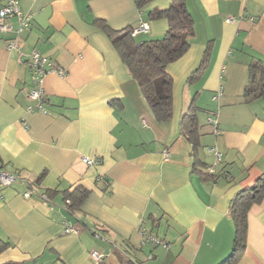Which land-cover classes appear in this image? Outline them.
Returning a JSON list of instances; mask_svg holds the SVG:
<instances>
[{
  "label": "crops",
  "instance_id": "0c3cea01",
  "mask_svg": "<svg viewBox=\"0 0 264 264\" xmlns=\"http://www.w3.org/2000/svg\"><path fill=\"white\" fill-rule=\"evenodd\" d=\"M17 1L31 18L17 34L11 16L12 29L0 32V160L29 180L42 176L29 196L21 181L0 189V264H219L232 247L231 200L264 178V93L245 95L249 64L264 61V0H184L193 34L166 66L172 114L164 121L95 20L121 29L142 19L148 30L134 39L159 38L167 21L149 11L170 0L141 8L135 0ZM15 36L21 46L8 49ZM33 49L54 67L40 109H29L36 100L27 96ZM190 103L198 107L195 151L179 129ZM215 110L217 133L206 122ZM213 146L221 157L207 177ZM78 185L88 194L69 209L60 190ZM46 189L57 190L51 200ZM146 233L168 246L144 241ZM233 264H264V194L247 212Z\"/></svg>",
  "mask_w": 264,
  "mask_h": 264
},
{
  "label": "trees",
  "instance_id": "16d2710c",
  "mask_svg": "<svg viewBox=\"0 0 264 264\" xmlns=\"http://www.w3.org/2000/svg\"><path fill=\"white\" fill-rule=\"evenodd\" d=\"M149 0H135L141 8ZM150 17H164L167 28L159 38L137 42L131 35L132 27L111 28L103 19L95 22L107 34L112 46L125 64L130 75L136 80L139 89L148 103L154 117L158 121L168 119L172 114V77L166 70L168 63L180 57L190 44L193 34V20L186 9L184 0H170L164 8H153ZM206 61L205 57L201 64ZM250 83L245 95L264 93V61L256 60L249 64ZM193 76L191 74L189 77ZM198 107L190 103L179 121L180 133L190 142L192 150L198 145ZM18 172V171H17ZM207 177L213 172L207 171ZM42 174L35 180H28V186L36 190ZM56 189L41 192L48 200L56 193ZM88 190L80 185L71 190H60L62 201L70 208H78ZM264 194V178L259 176L250 186L240 189L230 202L229 213L234 225L232 247L227 256L219 264H233L241 257L245 248L247 212L253 203L260 201Z\"/></svg>",
  "mask_w": 264,
  "mask_h": 264
},
{
  "label": "built area",
  "instance_id": "2783aa9c",
  "mask_svg": "<svg viewBox=\"0 0 264 264\" xmlns=\"http://www.w3.org/2000/svg\"><path fill=\"white\" fill-rule=\"evenodd\" d=\"M3 3L0 7V32H4L7 30H11V24L9 22V18L11 16L16 17L17 26L14 29L15 33L19 34L23 29L28 27L30 23L31 14L28 12H23L17 0H2ZM148 23L145 20L140 19L137 26L132 27L131 35L136 34L140 31L148 30ZM21 40L18 36H15L13 39L8 40L6 46L8 49L11 48H19L21 46ZM28 65L31 69L34 86L27 91V96L30 99L36 100L34 106H29V109L33 108H42L44 104V89H43V77L45 73L49 70H54L50 59L41 54L39 51L33 49L28 54ZM57 73L62 75L64 73L61 69H56ZM221 86H218V89L215 91L213 98H215L220 93ZM206 122L209 123L213 127V132H218L217 125V112L216 110L206 116ZM210 150L214 154V160L211 164L207 166L208 172H214L215 165L220 161L221 153L213 146ZM82 160L87 164H91L95 162V158H91L88 156H82ZM15 181H21L26 185V190L23 192L24 196H29L33 191L28 186V180L21 175L17 171L8 170L3 166L2 161L0 160V189L4 186L10 185ZM44 198L47 197L44 195ZM48 200V199H47ZM148 241L152 245H161L168 246L166 240L159 238L156 235H152L151 233L144 234V241ZM91 257L94 260L100 261L102 260V254L97 252L96 250H92L90 253Z\"/></svg>",
  "mask_w": 264,
  "mask_h": 264
}]
</instances>
